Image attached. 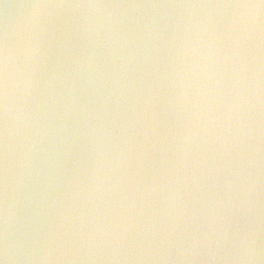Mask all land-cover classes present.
I'll list each match as a JSON object with an SVG mask.
<instances>
[{"label": "clouds", "instance_id": "1", "mask_svg": "<svg viewBox=\"0 0 264 264\" xmlns=\"http://www.w3.org/2000/svg\"><path fill=\"white\" fill-rule=\"evenodd\" d=\"M10 8L0 264H264V0Z\"/></svg>", "mask_w": 264, "mask_h": 264}, {"label": "water", "instance_id": "2", "mask_svg": "<svg viewBox=\"0 0 264 264\" xmlns=\"http://www.w3.org/2000/svg\"><path fill=\"white\" fill-rule=\"evenodd\" d=\"M31 2L32 0H0V33L23 11L21 8L3 9V4H26Z\"/></svg>", "mask_w": 264, "mask_h": 264}]
</instances>
